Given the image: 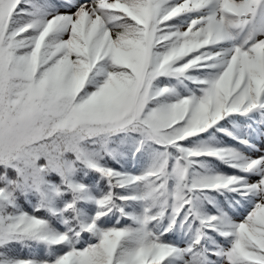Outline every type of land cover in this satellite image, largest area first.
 <instances>
[{
    "label": "snow or ice",
    "instance_id": "1",
    "mask_svg": "<svg viewBox=\"0 0 264 264\" xmlns=\"http://www.w3.org/2000/svg\"><path fill=\"white\" fill-rule=\"evenodd\" d=\"M0 264H264V0H0Z\"/></svg>",
    "mask_w": 264,
    "mask_h": 264
}]
</instances>
